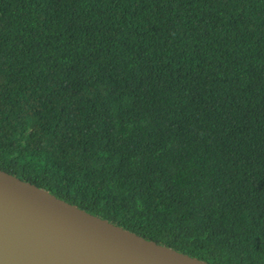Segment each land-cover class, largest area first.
Returning <instances> with one entry per match:
<instances>
[{"label": "trees", "instance_id": "16d2710c", "mask_svg": "<svg viewBox=\"0 0 264 264\" xmlns=\"http://www.w3.org/2000/svg\"><path fill=\"white\" fill-rule=\"evenodd\" d=\"M0 169L264 264V0H0Z\"/></svg>", "mask_w": 264, "mask_h": 264}, {"label": "water", "instance_id": "95a60500", "mask_svg": "<svg viewBox=\"0 0 264 264\" xmlns=\"http://www.w3.org/2000/svg\"><path fill=\"white\" fill-rule=\"evenodd\" d=\"M0 264H214L0 169Z\"/></svg>", "mask_w": 264, "mask_h": 264}]
</instances>
